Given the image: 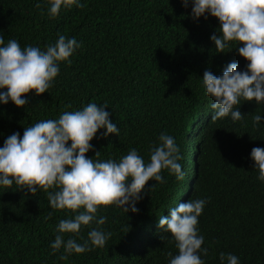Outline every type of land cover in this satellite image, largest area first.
Masks as SVG:
<instances>
[{
  "label": "trees",
  "instance_id": "1",
  "mask_svg": "<svg viewBox=\"0 0 264 264\" xmlns=\"http://www.w3.org/2000/svg\"><path fill=\"white\" fill-rule=\"evenodd\" d=\"M79 3L84 7H62L50 18L48 0H0V46L15 39L22 49L46 50L58 35L81 43L71 64L59 62V75L46 93H31L23 108L0 103V147L13 133L22 138L35 123L89 103L106 104L119 134L103 139L105 129L99 130L87 158L118 162L136 149L149 162L152 147L165 133L180 148L178 163L185 176L180 181L163 170L166 183L149 181L136 204L138 213L101 207L97 218L104 216L106 222L99 228L112 234L106 245L67 260L60 259L63 248L53 253L50 245L60 220L75 213L52 209L42 189L31 194L15 183L0 185V264H169L167 254L178 250L171 234L159 229V218L180 202L196 199L208 201L198 217L202 247L208 249L201 255L205 264H222V252L237 256L240 264H264V182L257 179L250 155L254 147L264 148V103L242 100L237 107L243 120L213 121L214 100L202 80L205 70L221 76L231 62L246 70L238 44L217 53L210 36L219 21L210 15L194 20L192 4L185 8L180 0ZM256 114L262 120L254 128ZM90 230L82 226L80 237L86 239Z\"/></svg>",
  "mask_w": 264,
  "mask_h": 264
},
{
  "label": "clouds",
  "instance_id": "2",
  "mask_svg": "<svg viewBox=\"0 0 264 264\" xmlns=\"http://www.w3.org/2000/svg\"><path fill=\"white\" fill-rule=\"evenodd\" d=\"M183 7L192 4L194 20L208 15L219 21L217 33L210 36L217 53H224L230 43L238 44V54L248 63L246 70L239 71L236 62L229 63L221 76L205 70L203 86L214 102L211 105V119L216 121L231 116L233 122L244 119L239 110L241 101L264 103V0H180ZM48 15L55 18L62 7L73 5L84 7L79 0H48ZM40 7V4H37ZM0 45L4 39L0 36ZM242 45V46H241ZM81 47L75 38L58 35L54 44L46 50L26 46L11 39L6 46H0V103L11 101L23 108L29 103L27 97L34 93L40 96L53 86L59 75V62L71 64L70 57ZM107 105L89 103L80 111L64 112L56 120H45L26 127L21 138L13 133L0 147V185L18 187L35 194L38 189L47 193L50 207L54 210H70L75 213L71 219H62L57 225L55 240L50 247L53 253L63 248L61 260L68 256L103 248L111 233L99 228L106 217L97 218L98 210L115 206L124 212L138 213L136 204L143 198L149 181L166 183L161 173L168 170L182 181L185 173L178 163L182 159L175 139L165 133L159 136L158 146L151 149L150 161L145 162L136 149H131L118 162L87 158L93 150L90 143L101 129L100 138L111 134L118 136L119 128L106 111ZM262 117H252L253 127L259 126ZM70 142V146H69ZM100 151L95 152L99 156ZM257 179L264 182V148L251 150ZM155 187L152 185L148 190ZM53 190V191H50ZM208 201L204 199L180 202L161 216L159 229L171 234L178 254L169 252V264H205L201 255L204 237L199 234L198 217ZM95 223L97 227H91ZM82 226L91 230L87 238L80 237ZM65 234H70L65 239ZM77 237H80L79 241ZM222 264H240L233 254L220 253Z\"/></svg>",
  "mask_w": 264,
  "mask_h": 264
}]
</instances>
